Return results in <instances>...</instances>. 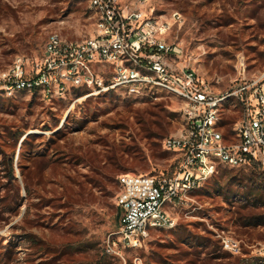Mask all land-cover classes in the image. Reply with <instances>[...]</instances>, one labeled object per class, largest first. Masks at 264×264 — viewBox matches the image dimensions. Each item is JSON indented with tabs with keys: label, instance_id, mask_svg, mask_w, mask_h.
Masks as SVG:
<instances>
[{
	"label": "rangeland",
	"instance_id": "374dc122",
	"mask_svg": "<svg viewBox=\"0 0 264 264\" xmlns=\"http://www.w3.org/2000/svg\"><path fill=\"white\" fill-rule=\"evenodd\" d=\"M142 1L121 0L145 16L181 14L167 37L180 41L182 60L214 91L264 78V0ZM87 6L0 0V71L20 56L30 72L52 33L63 40L91 36ZM178 109L170 96L70 90L46 98L0 90V264H264V187L251 165L219 166L167 207L174 228L150 230L135 248L118 242L119 177L175 168L178 155L162 141L176 132ZM239 116L224 105L226 139Z\"/></svg>",
	"mask_w": 264,
	"mask_h": 264
},
{
	"label": "built area",
	"instance_id": "2783aa9c",
	"mask_svg": "<svg viewBox=\"0 0 264 264\" xmlns=\"http://www.w3.org/2000/svg\"><path fill=\"white\" fill-rule=\"evenodd\" d=\"M87 8L94 26L91 36L63 40L50 34L45 56L30 72L20 56L0 71V90L6 96L33 92L62 98L73 88H83L87 93L119 91L150 99L170 96L179 102L180 124L162 141L165 150L178 155L175 168L118 180L123 195L114 234L120 244L135 248L150 230L174 228L167 207L184 201L220 164L234 168L254 161L264 169V78L216 92L182 60L180 41L167 37L174 24L182 23L177 11L169 18L145 16L121 0H88ZM225 104L240 112L232 140L225 138L221 125ZM225 245L237 251L235 243Z\"/></svg>",
	"mask_w": 264,
	"mask_h": 264
},
{
	"label": "trees",
	"instance_id": "16d2710c",
	"mask_svg": "<svg viewBox=\"0 0 264 264\" xmlns=\"http://www.w3.org/2000/svg\"><path fill=\"white\" fill-rule=\"evenodd\" d=\"M71 90H76L78 92H87L85 89L83 88H73ZM247 165H251L252 168H257V170H259V173L257 174L256 176V179L260 182V184L264 187V169L261 167L260 164H258L257 162H254V161H250ZM219 166H224V167H228V168H231L227 165H222L220 164ZM218 166V167H219ZM245 166V165H244Z\"/></svg>",
	"mask_w": 264,
	"mask_h": 264
},
{
	"label": "crops",
	"instance_id": "0c3cea01",
	"mask_svg": "<svg viewBox=\"0 0 264 264\" xmlns=\"http://www.w3.org/2000/svg\"><path fill=\"white\" fill-rule=\"evenodd\" d=\"M231 108V107H230ZM235 109H237V108H235ZM238 110V109H237ZM239 111V110H238ZM233 139V136L231 137V139L230 140H232ZM229 140V139H228Z\"/></svg>",
	"mask_w": 264,
	"mask_h": 264
}]
</instances>
